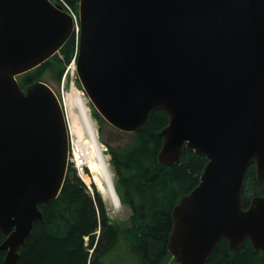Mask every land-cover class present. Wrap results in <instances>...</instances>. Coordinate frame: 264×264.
<instances>
[{"label":"water","instance_id":"1","mask_svg":"<svg viewBox=\"0 0 264 264\" xmlns=\"http://www.w3.org/2000/svg\"><path fill=\"white\" fill-rule=\"evenodd\" d=\"M76 76L93 112L121 132L151 111L168 116L157 161L183 148L206 158L198 184L172 209L174 264H204L223 238L264 253V195L242 206L247 166L264 180V0H77ZM75 32L52 0H0V250L15 264L41 202L68 168L63 108L43 80L18 76Z\"/></svg>","mask_w":264,"mask_h":264},{"label":"trees","instance_id":"2","mask_svg":"<svg viewBox=\"0 0 264 264\" xmlns=\"http://www.w3.org/2000/svg\"><path fill=\"white\" fill-rule=\"evenodd\" d=\"M64 1L77 9V0ZM77 44L73 32L49 59L18 76L20 87L43 80L49 70L59 81L66 65L75 58ZM95 116L98 122L106 123L91 111L94 124ZM167 122V114L156 109L149 113L141 130L127 133L109 126L121 136L131 137L121 147L107 148L109 165L123 194L119 195L114 184L115 191L120 203L130 208L127 225L111 222L91 176L86 171L89 189L69 164L58 196L38 204L43 221L34 222L15 264H174L167 250L172 209L198 184L206 158L184 147L178 162L169 166L159 163L162 138L157 132ZM254 195H264V180L256 179L252 162L244 175L242 206L246 207ZM4 237L0 233V243ZM4 255L0 250V264H5ZM204 264H264V253L255 251L248 239L237 251H231L221 238Z\"/></svg>","mask_w":264,"mask_h":264},{"label":"bare ground","instance_id":"3","mask_svg":"<svg viewBox=\"0 0 264 264\" xmlns=\"http://www.w3.org/2000/svg\"><path fill=\"white\" fill-rule=\"evenodd\" d=\"M68 133L71 159L82 172L88 169L91 179L114 211L120 210L108 159L97 136L91 108L82 92L74 87L60 99Z\"/></svg>","mask_w":264,"mask_h":264},{"label":"rangeland","instance_id":"4","mask_svg":"<svg viewBox=\"0 0 264 264\" xmlns=\"http://www.w3.org/2000/svg\"><path fill=\"white\" fill-rule=\"evenodd\" d=\"M73 62H74V60L71 59V61L66 65L65 70H64L59 81L54 77L53 71H51V70L47 71L42 76V79L53 89V91L56 93V95L58 96L59 99H61L63 96V93L69 91L71 87H74L77 90H79L80 92H82L83 95L85 96V99L87 100L90 108H91L92 113L95 115V113L92 110V103L90 102L88 96L86 95V93L83 91L81 85L79 84V81L77 79V76H76V73H75V70L73 67L74 66ZM93 118H94V121L96 123L95 125L98 129L97 136L99 137L100 144L103 148V151L105 152L107 159L109 160L110 155L107 151L108 146H111L112 148L121 147V146L127 144L128 142H130L131 137L130 136L126 137L123 135L121 136L118 132H116L115 130H112L107 123L98 122V119L96 118V116ZM69 164L75 169L77 175H79L85 181V183L87 184L89 189H91V185L88 183V181L85 178L86 171L89 175H90V173H89L88 169H86V168L82 172H79L77 167H75L74 162L71 159L70 147H69ZM110 169L112 170L111 171L112 172V179H113V182L117 188V191H118L119 195H122L123 191L121 189L120 183L118 182L116 176L114 175V171L112 169L111 164H110ZM101 197H102V195H101ZM102 199H103V197H102ZM103 201L105 204L107 215L109 216L111 222L117 223V224L122 225V226L127 225L128 218L130 215L129 206L126 204L120 203V205H121L120 210L114 211L112 209V206H110V204L107 201H105L104 199H103Z\"/></svg>","mask_w":264,"mask_h":264},{"label":"built area","instance_id":"5","mask_svg":"<svg viewBox=\"0 0 264 264\" xmlns=\"http://www.w3.org/2000/svg\"><path fill=\"white\" fill-rule=\"evenodd\" d=\"M58 2L75 18V13L71 6H69L64 0H59Z\"/></svg>","mask_w":264,"mask_h":264}]
</instances>
